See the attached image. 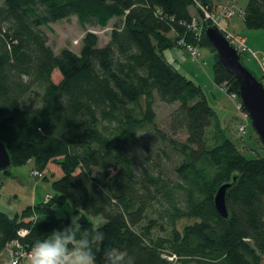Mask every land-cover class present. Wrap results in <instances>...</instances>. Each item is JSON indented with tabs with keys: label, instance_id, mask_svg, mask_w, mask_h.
<instances>
[{
	"label": "trees",
	"instance_id": "1",
	"mask_svg": "<svg viewBox=\"0 0 264 264\" xmlns=\"http://www.w3.org/2000/svg\"><path fill=\"white\" fill-rule=\"evenodd\" d=\"M218 3L0 0V138L11 166L33 159L41 175L54 163L63 172L52 182L50 199L22 214L0 211V254L14 241L29 251L36 239L76 220L82 231L101 221L108 232L97 264H104L108 247L127 250L135 264H264V157H247L221 125L204 86L165 56L167 49H185L181 40L206 46L214 53L215 82L242 103L239 83L205 34L214 24L205 10L220 12ZM242 11L247 28L264 29V0H249ZM71 16L104 28L114 19L109 40L101 45L98 34L87 32L80 54H56L44 27ZM257 76L262 80V73ZM157 99L175 106L169 128L186 132V141L159 128ZM149 132L160 153L174 151L177 186L184 193L185 206L174 201L164 214L171 226L164 235L153 233L154 227L167 229L149 212L173 194L175 183L144 161L140 167L130 151ZM10 169L4 173L12 174ZM235 176L226 219L215 197ZM69 200L77 219L56 214L55 207ZM185 217L192 222L178 228L176 221Z\"/></svg>",
	"mask_w": 264,
	"mask_h": 264
},
{
	"label": "rangeland",
	"instance_id": "2",
	"mask_svg": "<svg viewBox=\"0 0 264 264\" xmlns=\"http://www.w3.org/2000/svg\"><path fill=\"white\" fill-rule=\"evenodd\" d=\"M248 1L249 0H240L235 4V12L237 13L233 15L234 23L232 27H229L227 22L223 20L220 26L227 31L228 28H230V31L235 29L239 35L232 32L234 35L241 37L245 36L247 38L248 47L258 53V59L250 52H243L242 60L250 70L260 75L263 72L261 68L263 61L261 60H263L262 58L264 57V29L252 30L245 26L240 13L242 12L241 8L244 7ZM195 12L196 10L193 9V13ZM114 21L113 19L110 26L105 28L100 26H86L78 20L77 16H71L68 19L49 23L47 27H44V30L49 36L48 43L53 47L56 54H59L63 49H71L75 53L80 54L83 46L82 41L87 32L92 31L98 34L100 37V44L104 45V43L109 40L110 32L115 24ZM198 47L199 51H201V57L198 60H193L185 49L181 47L176 48L180 53L178 64L175 62L177 67L180 69V72L189 79L204 86L209 104L215 108L216 115H218L221 125L226 130L228 136H231L238 147L245 152L247 157H264V146H262L259 136L253 129L249 115L243 110L242 103L238 98L233 99L230 93H227L222 86L217 84L214 80L213 51L206 46L198 45ZM57 72L59 73V71ZM54 78L56 81H60L59 74H55ZM35 97H37V93H35ZM155 107L159 128L168 136H173L180 142L186 141V132L182 131L178 134H174L169 128V116L175 106L165 104L160 99H157ZM242 126L245 127L246 131H242ZM212 132L213 127L208 129L210 142H212ZM139 140L140 142L132 146L130 151L138 158V162H140L141 165L140 167L143 166L144 161L145 164H149L155 172L159 170L161 172H166L167 177L171 179L176 186L173 194H171L168 199H163L162 203H154V206L149 212V216L162 223L167 229L163 231L159 226L154 227L153 233L164 235L171 230V226H169L167 222V216L164 217L169 206L172 205L174 201L180 206H185L183 200L184 193L177 186L178 177L174 171V166L178 162L177 157L174 155V151H170L171 149L168 146L165 148L171 152L170 156L160 153V150H158L160 143L151 132L141 134ZM147 156L149 158H146ZM10 168L12 172L10 175H7L4 171H0V211H5L11 216L17 213L22 214L25 208L43 201L46 194L53 193L52 182L54 178L61 177L63 173L61 167L54 163L50 164L47 170L41 175L33 159L27 164L11 166ZM46 175L50 178L49 180L45 179ZM55 209L59 217L70 216L77 219L80 216V214L75 213L70 200L61 207H55ZM189 222H192V219L187 217L180 218L176 221V225L178 228L183 229ZM6 253L7 252L4 254L7 256ZM25 264H28V262L25 261Z\"/></svg>",
	"mask_w": 264,
	"mask_h": 264
},
{
	"label": "clouds",
	"instance_id": "3",
	"mask_svg": "<svg viewBox=\"0 0 264 264\" xmlns=\"http://www.w3.org/2000/svg\"><path fill=\"white\" fill-rule=\"evenodd\" d=\"M101 221L86 230L76 220L63 230L38 238L28 254L29 264H97L98 249L109 239ZM104 264H135L134 257L117 247H108ZM0 264H17V254L8 253Z\"/></svg>",
	"mask_w": 264,
	"mask_h": 264
},
{
	"label": "water",
	"instance_id": "4",
	"mask_svg": "<svg viewBox=\"0 0 264 264\" xmlns=\"http://www.w3.org/2000/svg\"><path fill=\"white\" fill-rule=\"evenodd\" d=\"M205 29L206 38L212 43L217 51L219 61L224 64L228 72L235 76L239 83L238 93L240 94L241 101L249 115L255 133L259 136V139L264 146L263 81L259 80L258 76L250 70L242 60H240L241 53L236 46L231 43L230 39L227 38L224 29L220 28L215 23ZM11 165L12 157L10 151L0 138V171L9 170ZM237 180L238 179L235 176L232 182H227L220 186L215 197L217 211L226 219L230 216L226 202L228 189L231 188Z\"/></svg>",
	"mask_w": 264,
	"mask_h": 264
},
{
	"label": "built area",
	"instance_id": "5",
	"mask_svg": "<svg viewBox=\"0 0 264 264\" xmlns=\"http://www.w3.org/2000/svg\"><path fill=\"white\" fill-rule=\"evenodd\" d=\"M235 1L234 0H230L227 4L223 5L222 9L220 10V12H216V13H210L208 11L205 10V15L206 18H211L215 24H217L220 28H222L221 25V21L224 18H231V16L234 15L235 13ZM243 12V11H242ZM241 12V15H242ZM224 29V28H222ZM225 30V29H224ZM227 38L230 39L231 43H233L236 48L239 50V52L241 54H243V52H250L254 57H256L258 59V53L253 51L252 49H250L247 45V39L245 37H241V36H236L233 33H229L227 30H225ZM181 44L185 45V50L187 51V53L190 54L191 58L193 60H198L201 57V51H199V47L198 45H194V44H187L185 43V41L181 40L180 42ZM264 55V54H263ZM263 61L261 64V68L263 70L262 72V80L264 83V57L262 58ZM226 92L227 89L226 87H222ZM231 97L233 99L238 98V94L237 93H230ZM242 131L245 130V127L242 126ZM246 131V130H245ZM51 195L46 194L45 199H50ZM35 216H33L34 218ZM20 236H24L27 234L26 230H22L20 231ZM7 252L8 253H14L17 254V264H23L25 262V260H28V254L30 252V250H26L23 245L21 243H19V241H14L12 244L8 245L7 248L2 251V253L0 254V258L3 256H6L4 253ZM3 259V258H1ZM2 262V261H1Z\"/></svg>",
	"mask_w": 264,
	"mask_h": 264
},
{
	"label": "crops",
	"instance_id": "6",
	"mask_svg": "<svg viewBox=\"0 0 264 264\" xmlns=\"http://www.w3.org/2000/svg\"><path fill=\"white\" fill-rule=\"evenodd\" d=\"M228 0H220V3H218L217 4V7H218V11L220 10V9H222V5H224L226 2H227ZM235 1V4L237 3V2H239L240 0H234ZM247 4V3H246ZM246 4H245V6H246ZM235 6V5H234ZM245 6L244 7H242L241 8V11L245 8ZM236 13L237 12H235V15H236ZM242 19H243V17H242ZM233 20H234V17L233 16H231V18L229 19V18H224L223 19V21H226L227 22V24H228V26L229 27H232V25H233ZM222 21V22H223ZM243 22H244V19H243ZM230 31V28H228V32ZM232 32H234V33H236V34H238L236 31H235V29H232L231 31H230V33H232ZM239 35V34H238ZM245 37V36H244ZM246 38V37H245ZM247 39V38H246ZM177 48V47H176ZM176 48H171V49H167L166 51H165V56H166V58H167V60H169L170 62H173V63H177L178 64V61H179V55H180V53L177 51V49ZM175 63V64H176ZM11 216V215H10ZM13 216V215H12ZM4 257L5 256H3V257H1V258H3L4 259ZM0 258V262L1 261H3V259H1Z\"/></svg>",
	"mask_w": 264,
	"mask_h": 264
}]
</instances>
